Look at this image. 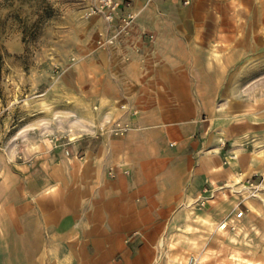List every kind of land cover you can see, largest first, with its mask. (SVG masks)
I'll use <instances>...</instances> for the list:
<instances>
[{
    "label": "crops",
    "instance_id": "0c3cea01",
    "mask_svg": "<svg viewBox=\"0 0 264 264\" xmlns=\"http://www.w3.org/2000/svg\"><path fill=\"white\" fill-rule=\"evenodd\" d=\"M115 1L120 15L137 16L129 32L100 47L120 21L96 16L56 39L54 67L66 72L54 85L68 114L132 130L102 132L70 155L54 149L0 235V264H156L162 242L170 259L186 240L189 217L213 222L212 204L194 213L190 203L264 170L243 145L220 143L249 135L234 125L236 114L245 120L235 67L243 59L238 72H249L246 60L264 57V0Z\"/></svg>",
    "mask_w": 264,
    "mask_h": 264
},
{
    "label": "rangeland",
    "instance_id": "374dc122",
    "mask_svg": "<svg viewBox=\"0 0 264 264\" xmlns=\"http://www.w3.org/2000/svg\"><path fill=\"white\" fill-rule=\"evenodd\" d=\"M98 5L99 0H0V235L9 229L8 221L16 215L19 199L35 191L33 183L47 176L42 163L54 149L63 148L70 155L71 145L109 133L115 120L99 122L68 114L62 92L54 85L63 81L66 72L64 65L54 67L55 40L75 36L93 17L106 21L102 13L91 14ZM56 50L65 55L67 47ZM248 59L245 64L249 72H238L243 59L236 63L233 99L240 112L244 109L245 120L237 114L233 119L234 125L248 124L250 128L245 131L249 135L244 137V144L235 140L220 143L228 151L243 145L251 157L263 160L264 57ZM231 156V160L237 157L234 152ZM261 171L252 175L253 169L248 170L241 179L223 184L214 199L198 197L190 203L194 213L209 209L213 222L189 217L184 229L186 240H176L172 245L176 254L170 259L162 242L156 264H264ZM179 246L181 254L177 252Z\"/></svg>",
    "mask_w": 264,
    "mask_h": 264
},
{
    "label": "built area",
    "instance_id": "2783aa9c",
    "mask_svg": "<svg viewBox=\"0 0 264 264\" xmlns=\"http://www.w3.org/2000/svg\"><path fill=\"white\" fill-rule=\"evenodd\" d=\"M186 3H188V1ZM119 8L120 4L115 0H99V5L91 10V14L97 12L102 13L110 26H113L116 19H119L120 21V23L115 27V31L111 36L99 41L100 47L116 44L123 34H127L129 32V28L136 18V14L131 12L125 15H120ZM151 37L153 38V36ZM122 108H125V106H122ZM131 130L132 126L129 122H126L123 119H116L112 121L108 131L112 136L120 137L126 135ZM110 175L111 177H114L115 173L111 170ZM242 215L243 212L238 214L239 217Z\"/></svg>",
    "mask_w": 264,
    "mask_h": 264
},
{
    "label": "bare ground",
    "instance_id": "6f19581e",
    "mask_svg": "<svg viewBox=\"0 0 264 264\" xmlns=\"http://www.w3.org/2000/svg\"><path fill=\"white\" fill-rule=\"evenodd\" d=\"M72 136H73V135H72ZM75 138H76L75 136L72 137V139H75ZM225 227H226V224H223L221 228H222V229H225Z\"/></svg>",
    "mask_w": 264,
    "mask_h": 264
},
{
    "label": "trees",
    "instance_id": "16d2710c",
    "mask_svg": "<svg viewBox=\"0 0 264 264\" xmlns=\"http://www.w3.org/2000/svg\"><path fill=\"white\" fill-rule=\"evenodd\" d=\"M0 57H1V55H0Z\"/></svg>",
    "mask_w": 264,
    "mask_h": 264
}]
</instances>
